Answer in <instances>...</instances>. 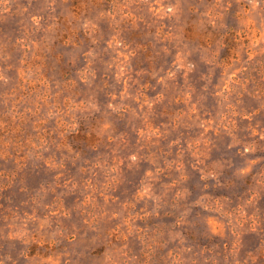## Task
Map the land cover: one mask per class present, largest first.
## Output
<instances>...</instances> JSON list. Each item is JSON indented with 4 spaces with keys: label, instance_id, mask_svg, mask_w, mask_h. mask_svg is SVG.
<instances>
[{
    "label": "rangeland",
    "instance_id": "374dc122",
    "mask_svg": "<svg viewBox=\"0 0 264 264\" xmlns=\"http://www.w3.org/2000/svg\"><path fill=\"white\" fill-rule=\"evenodd\" d=\"M0 264H264V0H0Z\"/></svg>",
    "mask_w": 264,
    "mask_h": 264
}]
</instances>
